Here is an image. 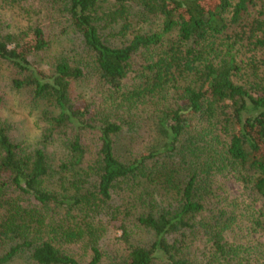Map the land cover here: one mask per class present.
Returning a JSON list of instances; mask_svg holds the SVG:
<instances>
[{
  "label": "trees",
  "instance_id": "obj_1",
  "mask_svg": "<svg viewBox=\"0 0 264 264\" xmlns=\"http://www.w3.org/2000/svg\"><path fill=\"white\" fill-rule=\"evenodd\" d=\"M263 18L264 0H0V108L21 94L35 116H0V264H264Z\"/></svg>",
  "mask_w": 264,
  "mask_h": 264
},
{
  "label": "rangeland",
  "instance_id": "obj_2",
  "mask_svg": "<svg viewBox=\"0 0 264 264\" xmlns=\"http://www.w3.org/2000/svg\"><path fill=\"white\" fill-rule=\"evenodd\" d=\"M261 56L262 54H259V57ZM250 57L251 54L248 55V58ZM78 90L81 91V88H79ZM26 99L27 96L25 95H21V94L12 95V97H9L8 105L3 108H0V116L11 122V124L15 128V133L24 132V131L28 133L33 131L35 116L34 114L31 115L30 107L28 106ZM229 189L232 196H237L240 194L241 185L238 183H231ZM253 208L255 211L259 210L264 213V203L258 202L257 204H254ZM260 213L261 212H259V215ZM261 217L264 219V215ZM256 218H258V213L256 214ZM249 227H250L249 229L250 234L249 236L248 235L245 236H248V240L254 241L255 245H257L255 241H257L259 244L262 245L261 246L262 250H264V230H262V228L260 229L257 228L253 223L250 222H249ZM243 233L245 234V232Z\"/></svg>",
  "mask_w": 264,
  "mask_h": 264
}]
</instances>
